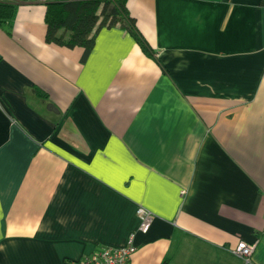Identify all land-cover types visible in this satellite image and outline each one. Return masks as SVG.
I'll list each match as a JSON object with an SVG mask.
<instances>
[{"label": "crops", "instance_id": "obj_1", "mask_svg": "<svg viewBox=\"0 0 264 264\" xmlns=\"http://www.w3.org/2000/svg\"><path fill=\"white\" fill-rule=\"evenodd\" d=\"M0 19V264H264V0H127L89 57L47 5ZM52 106V109L49 107Z\"/></svg>", "mask_w": 264, "mask_h": 264}, {"label": "trees", "instance_id": "obj_2", "mask_svg": "<svg viewBox=\"0 0 264 264\" xmlns=\"http://www.w3.org/2000/svg\"><path fill=\"white\" fill-rule=\"evenodd\" d=\"M127 0H54L47 5V42L69 49L84 50V61L93 51L96 38L104 28L121 24L134 38L144 54L154 57L152 48L139 32L126 9ZM0 2V19L13 16L14 7ZM164 264H167L165 262Z\"/></svg>", "mask_w": 264, "mask_h": 264}, {"label": "built area", "instance_id": "obj_3", "mask_svg": "<svg viewBox=\"0 0 264 264\" xmlns=\"http://www.w3.org/2000/svg\"><path fill=\"white\" fill-rule=\"evenodd\" d=\"M9 0H0V2H7ZM39 2L47 3L54 0H36ZM77 1V0H69ZM137 217L140 225L136 233L130 235L126 246L114 248L109 247L96 252L93 255L85 257L83 260L76 264H132V258L138 250L135 244L137 233L147 234L150 231L153 223V215L146 209L140 207L137 210ZM258 246V241L254 243L240 242L239 245L232 251V254L241 258L245 264H251L252 256Z\"/></svg>", "mask_w": 264, "mask_h": 264}, {"label": "water", "instance_id": "obj_4", "mask_svg": "<svg viewBox=\"0 0 264 264\" xmlns=\"http://www.w3.org/2000/svg\"><path fill=\"white\" fill-rule=\"evenodd\" d=\"M52 108H53L52 106L49 107V109H52Z\"/></svg>", "mask_w": 264, "mask_h": 264}]
</instances>
